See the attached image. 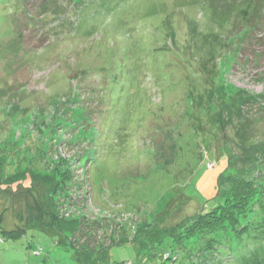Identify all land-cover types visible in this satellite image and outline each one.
I'll return each mask as SVG.
<instances>
[{"label":"rangeland","instance_id":"374dc122","mask_svg":"<svg viewBox=\"0 0 264 264\" xmlns=\"http://www.w3.org/2000/svg\"><path fill=\"white\" fill-rule=\"evenodd\" d=\"M204 2L0 0V264H264V41ZM240 180L262 204L187 241Z\"/></svg>","mask_w":264,"mask_h":264},{"label":"trees","instance_id":"16d2710c","mask_svg":"<svg viewBox=\"0 0 264 264\" xmlns=\"http://www.w3.org/2000/svg\"><path fill=\"white\" fill-rule=\"evenodd\" d=\"M204 3L211 24L215 27V31L224 37V44L227 46L229 54L233 55L234 60L243 46H249L252 42L251 46L260 47L259 41H264V30H262L264 28V0H205ZM242 180L233 185L230 184L229 187L223 185L227 188L224 189L226 192L223 191L224 203L217 205L216 209L198 216L192 225H194L195 231L199 232L188 235L187 241L193 239L196 234L202 235L207 242L209 241L208 244L205 242V246L207 245L211 249L214 244L217 249L220 246V241L212 237L216 234L220 237L228 236L231 233L230 227L236 226L243 216L252 214V207L262 204L263 199L253 198L251 193L244 192L242 189L244 181ZM24 228L23 226L17 229V233L6 231V235L9 238L22 237L26 229ZM178 243L174 239L172 240V245H177L180 251L189 255L186 248L182 245L179 246ZM196 250L197 247H193L191 252L195 253ZM172 252H174L172 248L163 252L165 262H174L177 259L175 255L171 254Z\"/></svg>","mask_w":264,"mask_h":264}]
</instances>
